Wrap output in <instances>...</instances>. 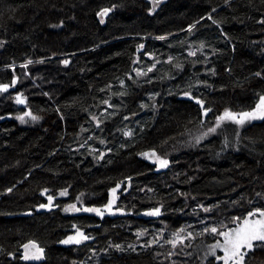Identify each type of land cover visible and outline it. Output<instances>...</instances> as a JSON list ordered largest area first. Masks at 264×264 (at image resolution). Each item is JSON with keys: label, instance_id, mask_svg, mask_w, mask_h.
<instances>
[{"label": "trees", "instance_id": "16d2710c", "mask_svg": "<svg viewBox=\"0 0 264 264\" xmlns=\"http://www.w3.org/2000/svg\"><path fill=\"white\" fill-rule=\"evenodd\" d=\"M151 6L150 0H0V83L18 78L17 86L0 92V264H73L94 251L100 253L94 264H169L166 245L129 248L137 231L161 224L172 231L196 228L208 219L228 223L264 207V121L227 124L199 144L193 139L225 107L250 110L264 93V0H165L149 13ZM104 8L112 11L101 23L97 13ZM213 8L217 24L207 19ZM153 63L146 77L136 75ZM198 81L210 87L200 84L193 95L214 109L203 124L199 107L180 94ZM19 92L25 106L12 101ZM28 110L40 119L20 124L15 116ZM130 129L133 135L125 136ZM153 148L170 161L167 168L139 155ZM129 176L131 184L123 185L129 191L117 203L123 214L101 220L63 210L105 204L109 190ZM45 188L58 207H38L47 203ZM63 189L68 195L58 197ZM161 204L159 217H135ZM73 224L93 240L59 246ZM29 240L45 249L42 260L22 262L21 245ZM194 250L184 252L182 264H202ZM204 260L221 264L211 255ZM245 264H264V248L251 251Z\"/></svg>", "mask_w": 264, "mask_h": 264}, {"label": "snow or ice", "instance_id": "6c2138e0", "mask_svg": "<svg viewBox=\"0 0 264 264\" xmlns=\"http://www.w3.org/2000/svg\"><path fill=\"white\" fill-rule=\"evenodd\" d=\"M151 2V8L148 9L149 13H154L156 8L160 5L162 0H150ZM229 0H225V3H228ZM115 5H113V8ZM112 11V8H104L101 9L97 15L100 16V22H104V17L108 15L109 12ZM216 11L215 8L212 9V12L208 13L207 19L211 20L213 24L219 23L217 20L213 19L212 13ZM201 20L205 19V17H201ZM200 21H196L194 24L189 25L188 31L191 32L197 24H199ZM261 23H264V20L261 21ZM225 36L227 34L225 33ZM158 39L164 40L165 37L161 36L158 37ZM2 46V45H0ZM205 45L203 42L200 44V48L198 51H203ZM144 45H139L137 51L140 49H143ZM215 51V50H214ZM189 56L195 57L197 55V51H189ZM147 55H152L151 53H147ZM173 57H168V62L173 61ZM69 61L65 60L63 61L64 64H67ZM32 61H27L26 64L23 65V67H27L28 64H31ZM159 63V61H157ZM9 67L14 68V65H9ZM176 69L182 70L184 65L183 64H176ZM156 68V63H153L147 71H143L139 68L135 70L137 76H144L146 77L149 72L154 71ZM209 73L211 75L216 74L215 68L209 69ZM256 76H261L262 74L257 72L255 73ZM131 78V77H129ZM174 78V77H171ZM18 82V78H13L11 81V84H0V92H7L10 87H14ZM147 83H152L151 79H148L146 81ZM121 85L124 84V81H120ZM200 84H204L205 87H210V85L207 84L206 81H198L197 84H188L187 88L188 90L182 91L180 94L184 97L189 98L190 100L194 101L195 104L199 107L201 110V115L203 117H207L209 113H214V109L211 107L206 106V101L198 95H193V88H197ZM104 89H101L103 91ZM128 93L123 92L119 93V95H127ZM156 95H159V93H155L152 95V99L155 98ZM15 102L17 104H26L27 103V97L23 95V93H18L15 96ZM104 104H109L108 100L103 101ZM111 107V105H109ZM142 107H148L147 104L142 105ZM26 117H30L32 121H37L40 119L39 116L33 115L31 110H28L21 115H18L16 119H18L21 123H26L27 120ZM0 119H3V117H0ZM93 120L97 121V126L101 123L97 119V117L93 116ZM127 119V117H125ZM254 121H264V93L258 94V99L256 100L254 107H252L250 110H244V111H233L231 108L225 107L224 110L218 114L214 115V123L213 126L209 127L206 132L202 133L199 136L194 137V141L196 144H199L201 140H203L205 137L217 133L218 129H221L227 124H235L238 126H245L246 124ZM204 121L201 120V124H203ZM125 136L131 137L133 135V131L130 129L128 131L124 132ZM239 135V134H237ZM101 144L105 143L104 140L100 141ZM224 143L227 145L228 141L225 139ZM123 147V145H122ZM111 151V149H109ZM140 156L145 157L147 160L151 161L153 164H155L159 169L167 168L170 164V161L165 157L160 155L155 148L150 149L148 151H144L139 153ZM104 153H99V158L103 159ZM132 177H126L125 181H120L116 184L115 187L111 188L109 190L110 197L107 200V203L102 204L100 206L92 205V206H83V207H77V204L72 203L64 206L65 212H86V213H94L96 216L103 218L105 214H115V213H121L123 214L125 212V209L123 207H119L117 205L118 201V195L117 192L122 188V186L127 182L129 185L131 184ZM126 190V189H124ZM8 192H11L12 189H7ZM49 189L45 188L42 190V195H47V203L46 204H40L38 205L39 208L44 209L47 208L51 210L53 207H58V205H54L53 201L55 200V196L48 194ZM60 196H67L68 192L67 189H63L59 192ZM182 195H184L182 193ZM257 195H260L259 193ZM84 196V193H81L79 196L76 197L77 201H79L81 204L83 203L82 197ZM239 201H234L233 204H238ZM162 208L163 205L161 204L158 207H152L149 208L144 215L147 216H154L159 217L162 214ZM199 208L203 210L205 213L212 212V207H205L204 205H199ZM204 223V222H202ZM72 227L75 229V233L73 235L67 236L65 239L61 240V244H76L79 245L83 243L84 241L93 239L91 236L87 235L81 227H78L77 225H72ZM147 230H142L137 233L138 236L145 235ZM213 234L216 237H221L222 239H216L214 244H211L208 246V251L205 253V257L208 255H211L214 257L215 260L221 261L222 264H245V258L249 255V253L255 248H264V207H253L252 210L247 211L246 215L241 216H234L232 217L228 223H220L219 226L215 225H206L203 227L202 231L198 234L194 235L192 231H188L185 234V228L181 227L176 232L172 233V238L165 241V243L170 244L173 249H176L178 246H184V247H191V243L185 244V241H194L197 238V235L200 237L205 236V234ZM163 239V231L157 236L154 237L151 241H149L147 244H145V247H149L152 244H159L160 240ZM21 247L23 248V255L21 256V259L25 261L34 260V261H40L44 258L45 249L41 247L37 241L35 240H29L26 243L22 244ZM116 249L124 250L122 245L115 244L113 245ZM129 248H131L133 251L135 250V247L133 245H129ZM217 249L222 251V255H217ZM177 253L174 251L168 252L167 256L165 257L170 258L173 255H176ZM9 255H14L13 253H9ZM185 255H191V253H185ZM173 264H175V261H173Z\"/></svg>", "mask_w": 264, "mask_h": 264}, {"label": "rangeland", "instance_id": "374dc122", "mask_svg": "<svg viewBox=\"0 0 264 264\" xmlns=\"http://www.w3.org/2000/svg\"><path fill=\"white\" fill-rule=\"evenodd\" d=\"M163 1H165V0H162V2ZM24 64H26V63H24ZM10 68H12V67H10ZM139 77H144V76H139ZM15 86H17V85H15ZM19 93H22V92H19ZM23 95L26 97V94H23ZM1 96L2 95H0V97ZM9 97L10 96H6V98H9ZM12 101L15 102V97L14 96L12 97ZM23 108H25V107H23ZM24 112H26V111L20 112L18 115H21ZM18 115H16L15 117H17ZM25 119L27 120L26 123H21L18 119H16V120L20 124H23V125L33 124V123L36 122V121H32L30 117H26ZM213 123H214V120H213L212 124L207 126L206 128L208 129L209 127L213 126ZM250 123H252V122H250ZM250 123H248V124H250ZM207 129H205V132L207 131ZM101 153H104V150H102ZM129 188H130V186L127 184L126 190L123 191V194H127L128 191H129ZM45 196L47 197V195H45ZM58 197H62V196L58 195ZM54 201H53V203H54ZM199 205H203V204L202 203H197V205H195V206H197V208H199ZM208 220H209V221H207L208 223H201V226H198L196 228H195L196 225L192 226V227H190L188 225H184V226H181V227L185 228V234L188 231H192L193 234L196 235V234H198L196 231L201 232L203 227L206 226V225L219 226L220 223H224L222 218H220L218 221H216L215 224H210V219H208ZM203 222H205V221H203ZM177 230H174V231L169 230L167 225H164V224H161L158 227L153 226L150 230H147L145 235H143V236H138L137 235L136 236V240L133 243V246H141L142 247L145 244H147L149 241H151L154 237H157L161 233V231H163V239L160 240V243L158 245H166L168 247V251L164 255L163 259L167 260L169 262V264H173V261H175V264H182L184 262V260H183L184 259V257H183L184 256V252H186L188 249H192V248L195 249L194 251H195V255L197 257H198V254H199L200 258L198 257V259L200 260V262L202 264H204V262L207 261V260H204V259H206L207 257H210V255L205 257V253L208 251V246L211 245V244H214L215 241H216V239H215V240L211 241L210 243H208V241H206V238H207V236H213V234H211V233L205 234V236H203V237H200V236L197 235V238L194 241H185V244L191 243V247L178 246L176 249H173L172 246L170 244L165 243V241L168 240V239H171L172 238V233L176 232ZM138 232L139 231H137V233ZM218 239H222V238L220 237ZM154 245H157V244H152V246H154ZM170 251H174L177 254L166 259L165 257L167 256L168 252H170ZM94 252L92 253L93 255L90 256L89 259H87L86 261L75 262L73 264H94V262H92L91 259H93V258L95 259V257L98 258L100 256V253H94ZM180 252H183V255H179V254H181ZM222 254H223L222 251L217 249V255H222ZM22 255H23V248H22ZM176 256H180V258H177ZM22 262H36V261H34V260L25 261V260L22 259ZM219 262L222 264L221 261H219Z\"/></svg>", "mask_w": 264, "mask_h": 264}, {"label": "water", "instance_id": "95a60500", "mask_svg": "<svg viewBox=\"0 0 264 264\" xmlns=\"http://www.w3.org/2000/svg\"><path fill=\"white\" fill-rule=\"evenodd\" d=\"M0 84H5V83H0ZM6 84H9V83H6ZM13 87H10L9 88V90L10 89H12ZM8 90V91H9ZM18 94V93H17ZM16 94V95H17ZM18 105H20V106H25L26 104H18ZM205 118L206 117H203L202 116V120H205ZM115 187V186H114ZM113 188V187H112ZM123 191V186H122V188L120 189V190H118V192H117V195H118V201H119V198H120V193ZM109 197H110V192H108V199H109ZM107 199V200H108ZM118 201H117V203H118ZM106 203H107V201H106ZM146 212V211H145ZM145 212H142V213H140V214H137V215H135V217H149V216H147V215H144V213ZM111 214H105V216L103 217V218H101V217H99L101 220H103L105 217H107V216H110ZM151 217H154V216H151ZM74 225V224H73ZM75 225H77V224H75ZM78 226V225H77ZM79 227V226H78ZM82 228V227H81ZM83 229V231L87 234V235H89V236H91V233L90 232H87V229L86 228H82ZM75 233V229L72 227V226H70L69 228H68V233L61 239V240H63V239H65L67 236H69V235H73ZM92 238H93V236H91ZM61 240H59L58 241V245L59 246H61V247H71V246H80L81 244H79V245H76V244H68V245H65V244H61L60 243V241ZM93 239H90V240H87V241H92Z\"/></svg>", "mask_w": 264, "mask_h": 264}]
</instances>
